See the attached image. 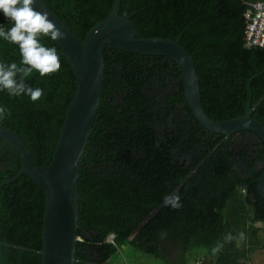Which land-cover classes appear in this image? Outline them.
<instances>
[{"label": "trees", "instance_id": "trees-1", "mask_svg": "<svg viewBox=\"0 0 264 264\" xmlns=\"http://www.w3.org/2000/svg\"><path fill=\"white\" fill-rule=\"evenodd\" d=\"M114 1L45 0L82 42L110 15ZM259 1L122 0L120 15L130 17L145 38L181 41L195 58L203 104L213 120L245 116L252 100L253 118L264 124V46H250L247 40V16ZM0 26L5 31L13 26L3 13ZM39 39L56 49L60 70L45 76L33 70L25 78L27 86L43 90L39 100L0 90V107L6 109L0 123L20 135L36 166L48 167L78 80L59 41ZM104 53L102 103L81 168L77 264L146 263L145 257H127L125 248L161 264H248L264 242L259 191L264 165L258 168L264 161V141H258V156L248 173L233 177V136L210 134L185 101L195 120L193 127L187 125L181 152L197 142L206 151L191 164L175 159L180 138L158 141L141 78L161 70L152 62L166 59L165 68L185 94L178 64L170 57L136 55L111 45ZM12 63L26 67L19 46L0 37V64ZM208 134L219 139L210 142ZM21 167L18 150L0 137V264L42 262L47 194L27 176L5 184ZM177 195L180 207L165 203V197Z\"/></svg>", "mask_w": 264, "mask_h": 264}, {"label": "water", "instance_id": "water-1", "mask_svg": "<svg viewBox=\"0 0 264 264\" xmlns=\"http://www.w3.org/2000/svg\"><path fill=\"white\" fill-rule=\"evenodd\" d=\"M121 1H114L110 15L94 26L82 42L45 0H34L35 10L47 13L48 19L64 34V38L58 41L63 56L72 65L78 80L77 92L67 112L54 161L50 166H36L20 135L0 123V137L18 150L22 163L21 171L15 179L7 180L5 184L27 176L34 184L45 189L47 194L41 264H77L81 168L101 108L106 81L104 48L107 45L136 55L170 57L183 73L185 99L203 127L213 134L225 136L254 132L257 139L264 141V125L253 118L252 100L245 116L228 121L213 120L203 104L201 78L195 58L182 46L180 40L143 37L130 17L120 15ZM259 191L264 198V171L259 179Z\"/></svg>", "mask_w": 264, "mask_h": 264}, {"label": "clouds", "instance_id": "clouds-1", "mask_svg": "<svg viewBox=\"0 0 264 264\" xmlns=\"http://www.w3.org/2000/svg\"><path fill=\"white\" fill-rule=\"evenodd\" d=\"M33 4L34 0H0V13L13 25L7 31L0 26V37L19 46L22 64L26 66L0 64V90H7L11 96L27 94L36 101L43 96V90L27 86L25 78L33 70L45 76L58 72L61 67L56 49L43 46L39 38L50 36L52 40H60L64 34L48 19L47 13L36 11ZM5 113L6 109L0 107V117ZM165 203L178 208L179 196L165 197Z\"/></svg>", "mask_w": 264, "mask_h": 264}, {"label": "flooded vegetation", "instance_id": "flooded-vegetation-1", "mask_svg": "<svg viewBox=\"0 0 264 264\" xmlns=\"http://www.w3.org/2000/svg\"><path fill=\"white\" fill-rule=\"evenodd\" d=\"M166 63V59L152 62L151 66L158 65L161 67V70H155V73L152 75H149L148 71V73H144V76L141 78V82L144 84L145 92L149 100V112L153 114L154 123L152 127L158 141L174 136L179 137V146L174 149L173 156L175 159H181L191 164L195 161H199V158L204 156L206 150L201 148L203 145H199L197 142L192 150L181 152L182 143L188 139L187 125L193 124V120L195 119L188 111L185 102V94L180 91V86L177 85L179 82H177L176 78L165 68ZM119 99H122V97ZM192 124L191 126L193 127ZM210 134L207 135L209 136L210 142H215L219 139V136H211ZM239 135L240 136L236 135L229 138V142L234 145L232 149L234 152L232 163L235 169L233 177H236L237 173H240L242 177L248 173V167L251 165L252 161L254 163V160L258 156V141H263L262 139H257V134L254 132H249L246 135ZM254 139H257V141ZM209 156H211V151L208 154V157ZM206 161L207 158L204 162ZM257 162H259L258 159ZM263 164L264 161L260 162V166H258L259 170L262 169Z\"/></svg>", "mask_w": 264, "mask_h": 264}, {"label": "built area", "instance_id": "built-area-1", "mask_svg": "<svg viewBox=\"0 0 264 264\" xmlns=\"http://www.w3.org/2000/svg\"><path fill=\"white\" fill-rule=\"evenodd\" d=\"M248 13L247 40L250 46H264V0L253 5Z\"/></svg>", "mask_w": 264, "mask_h": 264}, {"label": "rangeland", "instance_id": "rangeland-1", "mask_svg": "<svg viewBox=\"0 0 264 264\" xmlns=\"http://www.w3.org/2000/svg\"><path fill=\"white\" fill-rule=\"evenodd\" d=\"M260 227L263 228V232H264V223L263 224H260ZM264 236V235H263ZM124 250H126V254H127V257L129 258H132L134 257L135 255L138 256V258L140 259L141 257H145L147 258L146 260V263L145 264H161L160 262L156 261L155 259L149 257V256H144L142 254H139V253H135V251L133 249H129V248H125ZM124 258H123V261H121L120 263H123L124 262ZM151 261V262H150ZM136 261H131L130 263L132 264H138V263H135ZM259 262V261H258Z\"/></svg>", "mask_w": 264, "mask_h": 264}, {"label": "crops", "instance_id": "crops-1", "mask_svg": "<svg viewBox=\"0 0 264 264\" xmlns=\"http://www.w3.org/2000/svg\"><path fill=\"white\" fill-rule=\"evenodd\" d=\"M263 230V228H262ZM263 241H264V232L262 231L261 233ZM259 261V262H258ZM248 264H264V242H263V247H259L256 254L252 255L250 257L249 263Z\"/></svg>", "mask_w": 264, "mask_h": 264}]
</instances>
